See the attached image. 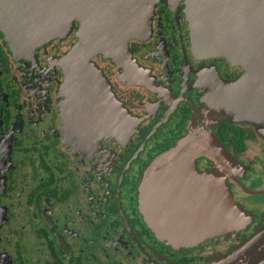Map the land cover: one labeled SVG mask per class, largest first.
I'll use <instances>...</instances> for the list:
<instances>
[{
  "label": "flooded vegetation",
  "instance_id": "af4514ba",
  "mask_svg": "<svg viewBox=\"0 0 264 264\" xmlns=\"http://www.w3.org/2000/svg\"><path fill=\"white\" fill-rule=\"evenodd\" d=\"M79 32L76 21L20 57L0 34V264H264V127L219 110L218 96L211 105L245 69L198 52L186 0H161L129 42L138 76L98 54L105 77L75 72L70 92L63 57ZM193 133L215 157L194 145L190 171H174L171 188L160 182L169 209L182 217L206 204L209 175L248 220L175 245L151 225L141 187L148 167Z\"/></svg>",
  "mask_w": 264,
  "mask_h": 264
},
{
  "label": "water",
  "instance_id": "95a60500",
  "mask_svg": "<svg viewBox=\"0 0 264 264\" xmlns=\"http://www.w3.org/2000/svg\"><path fill=\"white\" fill-rule=\"evenodd\" d=\"M158 1L161 0H0V34L10 51L20 56L29 49L36 52L52 39L67 34L79 21L80 40L63 57L72 92L78 71L86 70L88 77L99 81L105 77L92 61L98 54L123 62L128 76H138L130 67L136 64L130 57L129 42L148 30L150 14ZM186 3L196 50L221 55L245 69L239 80L224 82V90L213 93L211 105L218 96L219 110L264 127V0H186ZM90 91L84 88L86 94ZM127 113L128 129L132 130L134 118ZM204 141L197 133L182 138L148 167L143 179L145 213L159 234L175 245H192L228 234L248 220L226 182L222 189L219 185L217 189V181L209 175H203L208 181L206 204L197 210L190 209L191 215L182 217L169 209L171 194L163 193L160 182L166 181L165 188H171L174 171H190L189 166L192 167L198 154L192 151L194 145L199 146L197 142L202 145L199 149L215 157Z\"/></svg>",
  "mask_w": 264,
  "mask_h": 264
},
{
  "label": "rangeland",
  "instance_id": "374dc122",
  "mask_svg": "<svg viewBox=\"0 0 264 264\" xmlns=\"http://www.w3.org/2000/svg\"><path fill=\"white\" fill-rule=\"evenodd\" d=\"M20 55H23L22 53L20 54ZM16 56V55H15ZM16 57H20L19 55L18 56H16ZM204 142H207V141H204ZM208 143V142H207ZM197 145H199L200 147L202 146L201 145V142H197Z\"/></svg>",
  "mask_w": 264,
  "mask_h": 264
}]
</instances>
